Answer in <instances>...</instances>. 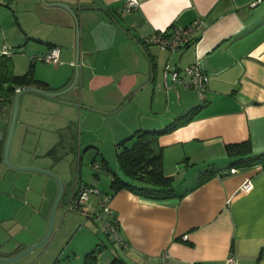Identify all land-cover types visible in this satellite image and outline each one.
I'll return each instance as SVG.
<instances>
[{"label":"crops","instance_id":"1","mask_svg":"<svg viewBox=\"0 0 264 264\" xmlns=\"http://www.w3.org/2000/svg\"><path fill=\"white\" fill-rule=\"evenodd\" d=\"M46 1L79 6L75 11L81 28L79 77L58 98L37 92L20 96L12 163L46 168L65 180L63 159L69 154L64 155L63 144L73 150L75 127L79 153L82 144H87L84 150L93 147L88 144L94 142L98 125L109 126L117 140L137 129H161L201 105L189 121L158 139L164 173L174 177L177 195L155 200L122 189L111 196L103 225L109 232L105 222L116 219L118 238L113 248L105 244L98 264H109L116 255L130 264H223L231 253L238 264H264V167L231 168L194 185L206 168L229 164L227 143L249 139L254 152L264 151V0H139L131 10L123 9L124 0ZM8 2L12 7L15 2L43 7L41 0ZM54 13L60 21L54 18L53 22L62 32L54 30L42 37L23 35L15 20L19 26L12 45L37 52L28 56L26 64L16 60L19 56L11 45L10 49L3 44L0 54L6 46L17 69L14 73H24L31 66L33 76L48 89L61 90L74 77L76 31L67 9ZM198 18L205 27L184 48L161 49L147 40L156 30L184 26ZM31 38L39 42L30 46ZM54 45L59 47L57 62L34 60ZM195 61L209 74L204 98L197 89L179 82L169 80L166 87V63L181 70ZM11 107L7 106L1 120L5 130ZM12 180V234L26 233L15 243L17 249L2 257L13 256L45 235L58 191L57 181L38 171L12 168ZM247 180L252 187L243 192L240 187ZM59 204L52 233L57 230L40 246L33 264H77L82 255L71 249L74 257L63 258L66 249L58 250L65 218ZM71 204L65 202L62 208L77 209ZM93 214L89 217L95 218ZM95 240L96 236L86 234L80 244L91 246ZM106 250L110 255L104 256Z\"/></svg>","mask_w":264,"mask_h":264},{"label":"rangeland","instance_id":"2","mask_svg":"<svg viewBox=\"0 0 264 264\" xmlns=\"http://www.w3.org/2000/svg\"><path fill=\"white\" fill-rule=\"evenodd\" d=\"M8 0H0V48L3 44L8 45L14 55H18L19 57L16 60L20 64H26L28 56H31L34 53L32 48L30 50L22 49L20 46H16L17 44L12 45V41L14 40L13 37L15 36L17 31L15 30L16 26L21 25L23 35L25 33H32L33 35H37L42 37V35H47L52 31H56L57 33L62 32V27H58L55 22H53L54 18L59 19L54 10L58 8H63L58 5H45L42 1L41 3L43 7L40 5H27L24 2L21 3H13L7 4ZM46 1V0H45ZM47 2V1H46ZM71 5V4H70ZM38 6V7H37ZM74 10L77 11L79 6L78 4H73ZM14 11H13V10ZM69 12V11H68ZM77 13V12H76ZM71 14V13H70ZM16 17V19H15ZM26 19V20H25ZM17 20L19 25L16 23ZM73 23L74 19L72 17ZM26 21V22H25ZM16 24V25H15ZM27 25V26H26ZM26 28L28 30H26ZM74 30L76 31L75 23H74ZM81 29V28H80ZM82 33V30H81ZM15 41V40H14ZM35 42H39L38 40L31 38L30 39V46H35ZM11 45V46H10ZM42 54V53H41ZM13 55V56H14ZM40 55V54H39ZM22 58V59H21ZM41 62V61H38ZM8 63L10 69L14 72L17 69H13L12 66V58H8ZM12 104H10L11 106ZM12 108V107H11ZM6 110H4L5 112ZM3 112V113H4ZM2 113V114H3ZM1 118V117H0ZM101 122V121H100ZM99 122V123H100ZM17 123V121H16ZM98 123V124H99ZM101 124V123H100ZM16 127V125H15ZM15 131V128H14ZM118 131V130H115ZM76 127H75V140L71 144L73 146V150H71L68 145L63 144L65 146L64 155H66L63 159V172L65 175V183H63L65 193L63 194V198L60 200L59 210H63L64 223L63 229L61 234L58 237L61 239L59 242V252L61 249H66L63 258H67L66 255L69 254L71 258L74 257L72 250L78 249V251L82 253L92 249L97 243H104L108 245V248H113L115 244V236L104 230L103 220L107 217L106 212L101 210L100 204L98 203V198L102 195H107L110 192V181H111V172L107 171L103 167H100L101 155L106 157L108 162L111 164L112 168L115 169L116 167V144L123 139L124 137L117 138L114 140L113 134L110 132L109 126L107 125H98L97 131L95 136L93 137L94 142H89L88 145H93V147H89L86 150L84 148L87 144H82L81 152L78 153V138L76 136ZM117 133V132H116ZM13 139V136H12ZM120 139V140H119ZM88 143V142H87ZM11 145L12 140L9 148V160L12 163L11 159ZM61 150V149H60ZM74 151V153L72 152ZM99 152V153H98ZM71 153V154H70ZM4 148L0 149V221L2 226L0 227V254H12V249H14L15 243L19 240L20 237L24 236L26 233L25 230L19 237L17 235L12 234V187L15 183L12 180V167L6 164L3 160ZM81 156V158H79ZM70 164V166H69ZM98 164L99 167L95 165ZM52 171V170H51ZM53 172V171H52ZM54 173V172H53ZM60 178V177H59ZM77 182V184H87L93 188L98 189L99 193L90 192L88 196V200L85 203V206H80L79 209H71L66 210L62 208L66 204L69 203L72 196L73 186ZM19 187V186H18ZM20 202H17L19 205ZM89 212H91L89 214ZM94 213V214H93ZM99 214V218L95 219L89 217V215ZM95 219V220H94ZM10 223V224H9ZM6 226V227H5ZM10 226V227H8ZM5 227V228H4ZM60 227V226H59ZM9 228V230H7ZM57 227L51 233L49 240L52 239L54 233L56 232ZM90 237V235L96 236L95 242L90 244L91 246L82 247L80 244L83 240L85 235ZM49 241H46L47 244ZM68 243V245H67ZM44 244V243H43ZM42 245L37 246L36 248L26 252L25 254L21 255L20 257L9 261V264H33L34 259L37 256V252L41 250L40 247ZM20 249V246H18ZM17 249V248H15ZM14 249V250H15ZM24 248L18 250L15 254L22 251ZM72 249V250H71ZM111 251L106 250L104 256L110 255ZM13 254V255H15ZM82 255L80 259L77 260V264H81L82 262ZM80 260V261H79ZM0 264H5V262H0Z\"/></svg>","mask_w":264,"mask_h":264},{"label":"trees","instance_id":"3","mask_svg":"<svg viewBox=\"0 0 264 264\" xmlns=\"http://www.w3.org/2000/svg\"><path fill=\"white\" fill-rule=\"evenodd\" d=\"M7 4L9 5L8 1ZM173 27L176 26H170L167 30ZM8 58H10L8 54H0V113H3L7 106L12 104L17 88L34 85L48 89L45 86V82L33 76L31 66L24 73H14L10 69ZM200 107L201 105L192 107L183 114L178 115L161 129H137L129 136L121 139L116 144L117 169L111 168L106 159L101 157L99 166L111 172L112 176L108 195L111 197L122 189H127L139 196L155 200H164L177 195L174 177L164 173L163 149L158 144V139L164 133L170 132L189 121ZM225 150L226 155L230 159L229 164L225 168H217L215 166L206 168L199 175L194 184L195 186L216 174L224 175L231 168L253 165L264 167V151L254 152L249 139L227 143ZM53 151L54 149H51L50 153ZM111 221L117 225L116 219ZM104 246L105 244L97 243L92 249L83 253L81 264H98V257ZM109 264L130 263L123 257L116 255ZM193 264L210 263L196 261Z\"/></svg>","mask_w":264,"mask_h":264},{"label":"built area","instance_id":"4","mask_svg":"<svg viewBox=\"0 0 264 264\" xmlns=\"http://www.w3.org/2000/svg\"><path fill=\"white\" fill-rule=\"evenodd\" d=\"M139 5V0H124L123 9L131 10ZM205 27L204 20L198 18L191 23L184 26H176L170 30L167 28H161L156 30L147 40L158 45L161 49H168L171 51L179 50L190 44L194 40V33ZM2 53L9 54V50L6 46H3ZM34 60H40L44 62H57L59 60V47L52 46L48 51L37 55ZM169 80L173 82H179L187 87H193L198 90L200 97L204 98V90L209 80V74L202 68L199 61H195L189 65H186L181 70L177 67L171 66L166 63L164 66V84L168 86ZM19 89V88H17ZM98 167V164L95 165ZM233 170V169H231ZM252 183L247 180L241 184V191L246 192L250 190ZM99 193L96 188L88 186L87 184H77L75 182L72 190L71 202L73 207L79 209L80 206H85L88 200L89 193ZM110 196L102 195L99 198L101 210L104 212L110 211L109 207ZM95 218H99V214L94 215ZM110 233L118 238L117 225L115 222H105ZM165 252L163 257H167ZM223 264H238L237 258L233 253L224 260Z\"/></svg>","mask_w":264,"mask_h":264},{"label":"water","instance_id":"5","mask_svg":"<svg viewBox=\"0 0 264 264\" xmlns=\"http://www.w3.org/2000/svg\"><path fill=\"white\" fill-rule=\"evenodd\" d=\"M44 4H49V5H58L61 7H64L65 9H67L71 15L74 18L75 21V27H76V56H75V72H74V77L72 79V81L70 82V84L68 86H66L65 88L61 89V90H50V89H45L43 87H39V86H24L21 87L19 89L16 90L13 99H12V108H11V114H10V118L8 121V126L6 128V130L2 127L1 125V120L7 115L6 112H4L1 116L0 119V149L3 147L4 148V154H3V160L6 164H8L10 167L15 168V169H19V170H32V171H38V172H42L45 174H48L50 176H52L58 183V191L57 194L54 198L52 207H51V211H50V215H49V222H48V228L47 231L45 233V235L36 243L32 244L31 246H29L28 248L18 252L17 254L10 256V257H2L0 256V262H9L12 261L18 257H20L21 255H23L24 253L28 252L29 250L42 245L43 243H45L49 238L50 235L52 233V228H53V222H54V213L56 210L57 205L59 204V201L61 200L63 194H64V186L63 183L61 181V179L59 178V176L55 173H53L51 170L46 169V168H41V167H36V166H22V165H16L10 162L9 160V148H10V144H11V140H12V136L14 134V128L16 125V121H17V116H18V111H19V104H20V96L25 93V92H37L43 95H47L50 97H60L61 95L67 93L68 91H70L75 84L78 81V77H79V39H80V28H79V21H78V16L73 8V6H71L70 4L64 3V2H46L45 0H41Z\"/></svg>","mask_w":264,"mask_h":264},{"label":"flooded vegetation","instance_id":"6","mask_svg":"<svg viewBox=\"0 0 264 264\" xmlns=\"http://www.w3.org/2000/svg\"><path fill=\"white\" fill-rule=\"evenodd\" d=\"M2 116V113H0V117ZM1 119V118H0Z\"/></svg>","mask_w":264,"mask_h":264}]
</instances>
